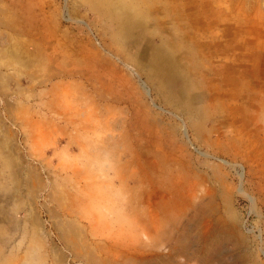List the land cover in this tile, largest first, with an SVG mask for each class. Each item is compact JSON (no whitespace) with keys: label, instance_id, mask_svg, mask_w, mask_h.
<instances>
[{"label":"rangeland","instance_id":"obj_1","mask_svg":"<svg viewBox=\"0 0 264 264\" xmlns=\"http://www.w3.org/2000/svg\"><path fill=\"white\" fill-rule=\"evenodd\" d=\"M91 1L0 0V264H264V0Z\"/></svg>","mask_w":264,"mask_h":264},{"label":"bare ground","instance_id":"obj_2","mask_svg":"<svg viewBox=\"0 0 264 264\" xmlns=\"http://www.w3.org/2000/svg\"><path fill=\"white\" fill-rule=\"evenodd\" d=\"M108 3L111 1V0H106ZM91 3V5H94V7L95 6H97L98 4H99V2H97V0H94L93 2L91 1L90 2ZM115 16V15H114ZM113 15H110V18H112V17H114ZM115 18L116 19H119V17L118 16H115ZM113 19V18H112ZM115 20V19H114ZM119 32L121 33V32H123L121 29H119V31H117L116 33H115V35H119ZM157 55V54H156ZM152 63L154 64V69H155V71L158 73V74H160V73H163V72H165L166 71V67H165V63H164V58H162L161 56H156V57H154L153 58V61H152ZM166 74V76H164V77H168L167 76V73H165Z\"/></svg>","mask_w":264,"mask_h":264}]
</instances>
